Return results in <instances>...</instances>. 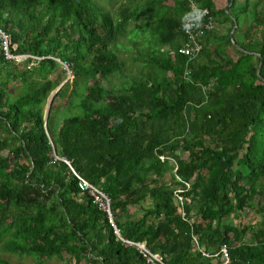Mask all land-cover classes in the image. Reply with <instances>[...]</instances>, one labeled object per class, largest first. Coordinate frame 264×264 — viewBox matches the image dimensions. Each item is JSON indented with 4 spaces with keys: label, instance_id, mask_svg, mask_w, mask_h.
I'll return each instance as SVG.
<instances>
[{
    "label": "trees",
    "instance_id": "16d2710c",
    "mask_svg": "<svg viewBox=\"0 0 264 264\" xmlns=\"http://www.w3.org/2000/svg\"><path fill=\"white\" fill-rule=\"evenodd\" d=\"M114 1L0 0V28L44 57L27 69L0 51V264H16L4 253L146 264L61 158L108 194L121 235L165 253V264H222V244L228 264H264V0H194L208 9L194 58L178 52L189 0ZM125 35L135 75L111 47ZM57 59L71 89L45 123L66 73ZM114 75L124 79L104 87ZM246 209L256 221H242Z\"/></svg>",
    "mask_w": 264,
    "mask_h": 264
},
{
    "label": "built area",
    "instance_id": "2783aa9c",
    "mask_svg": "<svg viewBox=\"0 0 264 264\" xmlns=\"http://www.w3.org/2000/svg\"><path fill=\"white\" fill-rule=\"evenodd\" d=\"M207 15V8L198 6L194 0H189V9L184 14L183 18L182 31L184 35L181 45L178 48L179 53L187 55L189 58H194L202 50L200 35H202L203 29L201 26L204 17ZM204 25V28L212 27L211 22ZM18 48V43L13 41L11 35L0 28V51L6 61H13L20 65L25 64L27 69H31L41 58H43L42 56L34 55L29 52L19 51ZM188 73L189 68L185 70V74ZM55 158H57V156H55ZM61 159L69 166L72 174L76 177L79 194L87 195L99 210L106 213L108 223L113 227V233L116 236V239L121 241L124 246L134 248L146 264H165L164 259L167 258L165 253L160 254L154 252L148 248L144 242L130 240L121 235L119 229L114 223V217L111 211V200L108 194L78 174L66 159ZM178 198L181 199V196H178ZM180 212L182 216L185 215L181 208ZM194 241L196 242L195 237ZM203 254L210 256L204 252ZM213 255L217 256L222 264H228L230 262V256L226 244L220 245L218 251Z\"/></svg>",
    "mask_w": 264,
    "mask_h": 264
},
{
    "label": "rangeland",
    "instance_id": "374dc122",
    "mask_svg": "<svg viewBox=\"0 0 264 264\" xmlns=\"http://www.w3.org/2000/svg\"><path fill=\"white\" fill-rule=\"evenodd\" d=\"M97 2L107 8L110 7H115L117 5L116 1H111V0H97ZM213 3L215 5V7L217 8H222V7H226L228 4L227 0H213ZM245 24L242 23L241 24V28H245ZM130 28V27H129ZM130 42L128 41V37H126V35L124 37H118L116 39V41L114 43H112L111 47L112 49L118 53V55L125 61V69H124V73L126 75H135L136 73H138V66H140V60H135L133 59V55L135 53V49L132 47H129ZM214 45V43H213ZM226 54L227 55H231L233 57L236 56V52L234 50V48L232 46H227L226 47ZM57 61H59L62 64V67L66 70V73L64 75H62V78L60 79V84L64 85L63 86V90L60 94L56 95L53 99L56 111L58 112L59 110H61L64 105L66 104L70 89H71V84L69 83L70 80L72 79V75L70 73V70L68 69L67 65H65L64 63H62L59 59H57ZM61 77V76H60ZM124 78L119 77L117 75H114L111 79L109 80H103L102 84L104 87H110L112 85V83H117L119 84V82H121V80H123ZM14 85V90L13 92L16 93L19 91L18 86L20 85V81H17ZM63 112L59 113L62 114ZM179 152H181V150H179ZM168 177L166 176L165 179H167ZM182 201H187L190 202L191 199H182ZM191 203V202H190ZM150 204V200L148 198L144 199L141 204L138 205H129L128 211L131 213L130 218L129 219H136L139 218L142 215V208L143 207H147ZM195 211H196V207L193 205V208L191 209V213L193 215V218H195ZM244 216H242V221L243 222H247V220L249 221H256L258 216L256 215V213H254L253 210L250 209H246L245 212L243 213ZM1 256H4L5 258L9 259L10 261L16 263V264H35L34 259L31 257H26V256H22V257H17L16 255H9L7 253L1 254ZM72 260L67 259V257L65 258H58V257H52L51 259H48L44 262V264H72Z\"/></svg>",
    "mask_w": 264,
    "mask_h": 264
},
{
    "label": "water",
    "instance_id": "95a60500",
    "mask_svg": "<svg viewBox=\"0 0 264 264\" xmlns=\"http://www.w3.org/2000/svg\"><path fill=\"white\" fill-rule=\"evenodd\" d=\"M227 9V8H226ZM236 24L234 25V27L232 28V30H231V32L230 33H232V31L236 28ZM62 86V84H60V85H58L51 93H50V95H49V97H48V100H47V103H46V105H45V109H44V121H45V123H46V121H47V118H48V114H49V110H50V106H51V103H52V101H53V99H54V97H55V95H56V92L60 89V87ZM47 136H48V134H47Z\"/></svg>",
    "mask_w": 264,
    "mask_h": 264
},
{
    "label": "clouds",
    "instance_id": "9594fccd",
    "mask_svg": "<svg viewBox=\"0 0 264 264\" xmlns=\"http://www.w3.org/2000/svg\"><path fill=\"white\" fill-rule=\"evenodd\" d=\"M43 57V56H42ZM44 58V57H43ZM42 59V58H41Z\"/></svg>",
    "mask_w": 264,
    "mask_h": 264
}]
</instances>
